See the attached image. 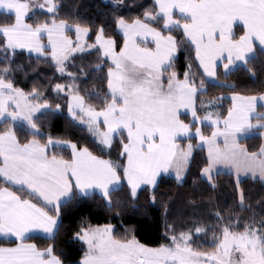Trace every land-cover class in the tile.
Instances as JSON below:
<instances>
[{"label":"snow or ice","instance_id":"obj_1","mask_svg":"<svg viewBox=\"0 0 264 264\" xmlns=\"http://www.w3.org/2000/svg\"><path fill=\"white\" fill-rule=\"evenodd\" d=\"M154 5L144 12V19L128 22L123 16L117 18L123 34L120 45L105 35L102 26L95 42L87 43L89 27L59 19L55 0H0V11L14 16V22L0 25V49L6 55L27 49L45 59L50 57L61 74L66 71L65 61L85 48H95L111 62L106 73L108 91L102 97L94 94L99 107L86 104L80 90L71 84L67 86L68 112L86 126L101 153L110 155L118 141L123 160L113 161L87 146L51 136L42 142L37 138L43 137L37 113L50 111L48 99L35 87L26 93L15 86L7 78V65L0 70V124L4 125L0 131V185H6L0 186V236L12 241L0 244V264H63L51 244L40 248L29 242L37 231L55 238L62 205L91 196L98 189L112 207L111 196L123 182L135 197L141 185L155 186L160 173L169 168L175 169L180 180L192 155L193 138L207 147L202 173L209 181L218 164L230 166L237 175L258 173L264 179V144L258 151L240 144L254 130H264V112H257L258 98L233 93L227 115L213 119V114L206 112L202 118L198 116L196 98L198 92L205 91V83H197L191 63L182 79L175 71L181 42L172 34H181L190 46L185 51L194 50L207 78H216L218 61L228 74L240 66L238 62L247 65L257 48L264 55V0H154ZM37 8H46L50 18L28 23L29 13ZM73 29L75 40L67 35ZM54 88L58 93L66 90L60 83ZM259 101H264V95ZM260 107L264 108V103ZM181 109L191 110V124L181 119ZM204 121L213 126L211 135L197 126ZM18 130L26 137L23 141ZM181 139L189 141L186 148L180 145ZM58 148H69L70 156L53 151ZM239 200L243 208L242 191ZM216 217L224 220L219 212ZM240 227L238 218L216 228L194 224L178 233L169 225L168 242L157 247L141 243L135 235L118 238L110 224H89L74 235L86 245L79 264H264V219L257 223L253 217L243 230H238ZM209 232L212 250L193 247L194 234L199 238Z\"/></svg>","mask_w":264,"mask_h":264},{"label":"trees","instance_id":"obj_2","mask_svg":"<svg viewBox=\"0 0 264 264\" xmlns=\"http://www.w3.org/2000/svg\"><path fill=\"white\" fill-rule=\"evenodd\" d=\"M55 2L59 19L66 20L69 25L79 23L81 26L89 27L88 43L95 42L97 29L102 26L105 35L113 37L120 45L123 43V37L118 32L117 18L123 16L128 22L137 17L144 19V12L155 7L154 0H55ZM33 13L26 18L28 23L44 22L51 15L41 10ZM12 22L14 16L0 12V25ZM236 31L239 32L240 29L237 27ZM172 34L181 42L175 60V71L182 79L186 66L191 63V72L195 74L197 83L200 80H204L205 83V91L197 94L198 116H203L204 103L207 100H217L221 96L233 93L243 96L264 94V55H261L259 50L247 65L238 67L228 75L219 68L220 83L213 84L207 81L195 60L194 50L185 51L190 49V46L183 42L181 34L179 32ZM69 35L75 37L72 32H69ZM2 39L3 37H0V40ZM98 64L100 69H97ZM6 65L10 68L7 78H10L15 86L26 93H30L35 87L42 93V98L49 101L50 111L37 114L40 117L37 123L43 134V137L37 138L46 142L44 138L51 136L54 140L71 141L78 146L89 147L97 155H105L98 150L91 133L70 118L67 90L58 93L54 85L75 84L80 90V95L85 97L86 104L91 103L99 107L100 101L94 94L99 93L102 97L108 91L106 80L107 67L110 65L108 60L95 49L78 53L66 63L67 74H60L50 57L45 59L43 56H35L21 49H16L14 54L6 55L0 49V70ZM69 73L76 77L74 81ZM56 104L60 105L59 109L55 107ZM231 106L230 100L222 99L218 106L219 115H227V110ZM182 119L190 123L188 117ZM201 129L205 135H211V127L202 125ZM2 130L4 125L0 124V131ZM18 135L22 141L26 138L19 130ZM179 142L183 146L189 143L188 140ZM190 142L194 145V154L182 182L173 177L163 176L156 188L144 187L135 197L132 196L128 185L123 183L111 196L112 207H109L105 198L98 194L74 199L62 205L59 228L54 239L34 236L29 242L37 244L40 248L51 244L63 264H79L86 245L74 234L89 224L93 226L110 224L113 227V235L118 238L135 235L141 243L157 247L168 242L169 225L178 233L194 224L216 228L230 218H238L241 226L238 230H243V225L253 217L257 223L264 219V183L247 178L240 180L237 187L234 175L226 172L215 174L211 181L205 179L202 169L207 163V153L205 149L198 147L196 138ZM240 143L249 151H258L262 145V137L259 134L251 135ZM53 151L64 155L65 158L70 156L68 148ZM105 158L123 162L119 156L118 141L114 142L110 155H105ZM240 191L244 195L243 208L239 200ZM217 212L224 218L223 221L217 220ZM211 237V232L207 236L199 234V238L194 234L193 247L204 251L212 250ZM10 243L12 241L0 239V244Z\"/></svg>","mask_w":264,"mask_h":264},{"label":"crops","instance_id":"obj_3","mask_svg":"<svg viewBox=\"0 0 264 264\" xmlns=\"http://www.w3.org/2000/svg\"><path fill=\"white\" fill-rule=\"evenodd\" d=\"M239 28V27H238ZM237 29V28H236ZM69 32H72L74 35H76L75 34V31H74V29L72 30V31H68L67 32V35H69ZM118 32L122 35V37H123V34H122V32L119 30V28H118ZM70 36V35H69ZM89 36H90V31H89V33H88V36L86 37V40H87V42H88V38H89ZM71 37V36H70ZM72 38V37H71ZM73 39V38H72ZM149 39H151L150 37H149ZM73 40H75V37H74V39ZM45 43H47V40H46V37H45ZM149 47H154V45H149ZM93 50L95 49V48H92ZM21 50H25V51H27V52H29L27 49H21ZM259 50V48H257V51ZM29 53H31V54H33V55H35V56H40L39 54H37V53H35V52H29ZM75 54H78V53H75ZM75 54H73V56L75 55ZM106 59V58H105ZM109 61V60H108ZM67 62H68V60H67ZM110 62V61H109ZM198 62V61H197ZM218 63V67H217V69H216V72H217V76H216V78H207L206 77V75H205V77H206V79H207V81L209 82V83H213V84H219L220 83V81H219V79H218V69L219 68H221L222 69V71H223V73L225 74V69L223 68V63L222 62H220V61H218L217 62ZM239 64H240V66H244V64L242 63V62H238ZM111 64V63H110ZM239 66V67H240ZM231 67V66H230ZM201 68V67H200ZM238 67H236V68H233V70L231 71V72H233L234 70H236ZM201 70H202V72H203V69L201 68ZM230 72V73H231ZM229 74V73H228ZM228 74H225V75H228ZM66 91V90H65ZM64 91V92H65ZM232 95L233 94H228V95H225V96H221V97H219L216 101H218V103H220V101L222 100V99H228V100H230L231 101V104H233V101H232ZM264 95V94H263ZM261 95H258V96H256L257 98H258V105H257V112H264V108H261L260 107V104L261 103H264V101H259V97H260ZM209 101H211V100H207V101H205V103H204V111H203V116L205 115V113L206 112H208V106H209ZM196 109H197V98H196ZM181 113H182V115H181V119H182V117H188L189 119H190V123L189 124H191L192 122H193V117L191 116V110L190 109H188V110H185V109H181ZM68 114H69V116H70V118L75 122V123H77L78 125H80V126H82V127H85L86 128V126H84V125H82V124H80L78 121H75L73 118H72V116H71V114L68 112ZM253 115H255V114H253ZM202 116V117H203ZM214 117H213V119H215V115H213ZM201 117V118H202ZM187 123V122H186ZM253 123H255V120H253ZM202 125H206V126H209V127H211L212 128V130H213V126H211V123H210V121H204L203 123H200V124H198L197 126H199L200 128H201V126ZM202 130V129H201ZM194 131H195V129H193V133H194ZM262 132H264V130H254L253 131V133L252 134H250L249 136H251V135H256V134H259V135H261V137H262V144H264V135H262ZM182 140H187V139H181L180 141H182ZM196 140H197V145H198V147H200V148H203V149H205V151H206V153H207V147L206 146H203V147H201L200 145H201V142L199 141V139L198 138H196ZM221 140H222V138H221ZM180 143V142H179ZM241 144V143H240ZM180 145H181V143H180ZM193 145V144H192ZM242 145V144H241ZM182 146V145H181ZM186 146H187V144H186ZM185 146V147H186ZM243 146V145H242ZM183 147V146H182ZM243 147H245V146H243ZM69 149V148H68ZM70 150V149H69ZM193 154H194V145H193V150H192V155H191V157H190V160H189V163H188V165H187V167L183 170V172H182V175H181V179L180 180H184L185 179V176H186V174H187V171H188V168H189V165H190V162H191V160H192V157H193ZM219 172H226V173H230V174H233L234 175V177H235V179L237 180V181H240V180H243V179H247V178H250V179H254V180H259V181H261V182H263L264 183V179H262L260 176H259V174L257 173L255 176H253L251 173H244V172H240L239 173V175H237V173L235 172V170L234 169H232L230 166H227V165H222V164H218V165H216V166H214V168L212 169V175L213 174H217V173H219ZM163 176H168V177H173V178H175V179H177L176 178V172H175V169H173V168H169V170L167 171V172H161L160 173V175L157 177V182H156V185L155 186H152V185H141L138 189H137V192H136V195L139 193V191L141 190V189H143L144 187H149L150 189H154V188H156V186L158 185V183H159V181H160V179L163 177ZM203 177L205 178V176L203 175ZM206 179V178H205ZM123 183H126V181L125 182H123ZM123 185V184H122ZM126 185H127V183H126ZM129 187V186H128ZM121 188V187H120ZM129 189H130V187H129ZM130 191H131V189H130ZM94 194H98V195H101L100 194V191L97 189L96 191H95V193ZM93 194V195H94ZM135 195V196H136ZM102 196V195H101ZM58 228H59V217H58ZM113 230V229H112ZM57 231H58V229L56 230V233H57ZM56 235V234H55ZM34 236H40V237H43V238H48V234H46V233H44L43 231H37V232H35L34 234H33V237ZM0 239H5L3 236H0ZM7 240V239H6ZM13 240H14V238H13ZM31 243V242H30Z\"/></svg>","mask_w":264,"mask_h":264},{"label":"rangeland","instance_id":"obj_4","mask_svg":"<svg viewBox=\"0 0 264 264\" xmlns=\"http://www.w3.org/2000/svg\"><path fill=\"white\" fill-rule=\"evenodd\" d=\"M45 2V0H32V3H44ZM37 10H41V11H45V12H47V9L45 8V9H33L32 10V12H30L29 14H31V13H33V12H35V11H37ZM0 12H3V11H0ZM74 39V38H73ZM88 43V42H87ZM93 49L91 48V49H89V48H85L84 49V51L83 52H76V53H85V52H90V51H92ZM29 53V52H28ZM31 54V53H30ZM73 54H75V53H73ZM73 54H72V56H73ZM66 63H67V61H65V67H66ZM111 63V62H110ZM60 73V72H59ZM61 74V73H60ZM63 74H67V72L65 71ZM72 83H70V84H67V85H65L66 86V90H67V86L68 85H71ZM60 93H62V92H60ZM213 103H211V104H209V106H208V112H211L213 115H219V112H218V106H219V104L220 103H218V101H216V100H211ZM42 111H44V110H42ZM38 114V113H37ZM214 117V116H213ZM188 144V143H187ZM183 146V145H182ZM186 145H184L183 147H185ZM187 147V146H186ZM185 147V148H186ZM174 169V168H173ZM216 174V173H215ZM215 174H213L212 175V178H213V176L215 175ZM205 178L208 180V178L205 176ZM179 182H182V180H178ZM149 188V187H148ZM112 229H113V227H112Z\"/></svg>","mask_w":264,"mask_h":264}]
</instances>
